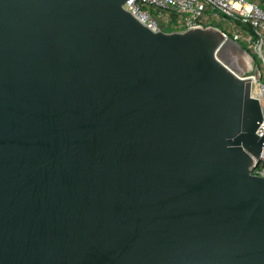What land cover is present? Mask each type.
Wrapping results in <instances>:
<instances>
[{
    "label": "water",
    "instance_id": "obj_1",
    "mask_svg": "<svg viewBox=\"0 0 264 264\" xmlns=\"http://www.w3.org/2000/svg\"><path fill=\"white\" fill-rule=\"evenodd\" d=\"M126 1L0 0V264H264L245 49Z\"/></svg>",
    "mask_w": 264,
    "mask_h": 264
},
{
    "label": "built area",
    "instance_id": "obj_2",
    "mask_svg": "<svg viewBox=\"0 0 264 264\" xmlns=\"http://www.w3.org/2000/svg\"><path fill=\"white\" fill-rule=\"evenodd\" d=\"M123 8L152 30L162 29L158 22L159 19L172 30L214 26V22L227 19H231L233 22L229 23L232 24L248 25L252 34L247 33L248 37L245 38L246 50L254 53L257 62L254 66L259 68L260 78L255 79L254 66L250 67L249 74L234 69L241 78L251 77V96L259 101L263 119L258 126L257 133L261 136L264 134V8L250 0H127ZM169 15L176 17L171 20ZM225 35L229 37L226 33ZM232 52L235 53L233 47H228L220 56L221 58L225 55L231 56ZM253 174L264 178V144Z\"/></svg>",
    "mask_w": 264,
    "mask_h": 264
},
{
    "label": "rangeland",
    "instance_id": "obj_3",
    "mask_svg": "<svg viewBox=\"0 0 264 264\" xmlns=\"http://www.w3.org/2000/svg\"><path fill=\"white\" fill-rule=\"evenodd\" d=\"M251 2H257L258 0H250ZM263 8V6H261ZM153 10V9H151ZM153 12V11H152ZM166 12V11H162ZM155 13V12H153ZM169 17V16H168ZM229 22H233L231 19H227L221 22H214V26H217L221 30L226 31L227 33H230V38L232 40H236L239 42L241 47L245 49V51L239 49L240 51H237L233 48L234 52H232L231 56L230 55H225V60H227L233 68H235L239 72H245L246 74H249L248 72L251 70V66H254V63L256 64V58L254 56V53L246 50L247 49V44H246V37H248V34L245 30L244 24L239 23L237 24H232ZM243 27V28H242ZM165 27H163L164 29ZM165 30V29H164ZM168 31V30H166ZM231 52V48H230ZM239 52L241 55H244L246 59L242 58V56H239ZM254 61V62H253ZM250 66V67H249Z\"/></svg>",
    "mask_w": 264,
    "mask_h": 264
},
{
    "label": "trees",
    "instance_id": "obj_4",
    "mask_svg": "<svg viewBox=\"0 0 264 264\" xmlns=\"http://www.w3.org/2000/svg\"><path fill=\"white\" fill-rule=\"evenodd\" d=\"M175 15H169V18H171V20H174L175 19ZM158 22H159V24H160V26H161V28L163 29V27H165L164 29L165 30H172V28L171 27H169L168 25H166L163 21H161L160 19L158 20ZM237 25H239V24H237ZM243 27H245V30H246V32L248 33V34H252V31H251V29H250V27L248 26V25H245V26H243ZM242 27V28H243ZM163 29V30H164ZM224 31V30H223ZM228 36H230V33H227L226 31H224Z\"/></svg>",
    "mask_w": 264,
    "mask_h": 264
},
{
    "label": "crops",
    "instance_id": "obj_5",
    "mask_svg": "<svg viewBox=\"0 0 264 264\" xmlns=\"http://www.w3.org/2000/svg\"><path fill=\"white\" fill-rule=\"evenodd\" d=\"M255 3L259 4L260 7L263 6V8H264V0H258Z\"/></svg>",
    "mask_w": 264,
    "mask_h": 264
},
{
    "label": "bare ground",
    "instance_id": "obj_6",
    "mask_svg": "<svg viewBox=\"0 0 264 264\" xmlns=\"http://www.w3.org/2000/svg\"><path fill=\"white\" fill-rule=\"evenodd\" d=\"M237 50V49H236ZM237 51H240V50H237ZM241 53L243 52H239V56H242V58L246 59V57L244 55H241ZM250 67V66H249Z\"/></svg>",
    "mask_w": 264,
    "mask_h": 264
}]
</instances>
